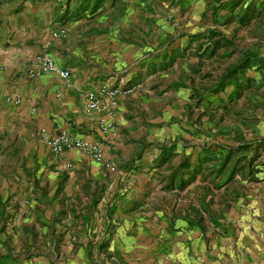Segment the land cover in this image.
I'll return each instance as SVG.
<instances>
[{"label":"rangeland","instance_id":"rangeland-1","mask_svg":"<svg viewBox=\"0 0 264 264\" xmlns=\"http://www.w3.org/2000/svg\"><path fill=\"white\" fill-rule=\"evenodd\" d=\"M99 1L86 11L93 22H51L73 24L65 38L51 37L64 40L66 56L80 50L89 62L112 63L106 78L129 73L109 87H130L120 95L134 103L124 129L140 139L125 147L127 160L136 149L133 160L157 154L149 207L163 212L168 230L201 237L211 264H264V61L235 74L237 97L227 98L232 83L222 79L244 51L264 57V0ZM73 2L0 0V22L36 5L63 10ZM34 30L21 28L19 49L31 46L33 37L23 38ZM77 56L68 60L77 64Z\"/></svg>","mask_w":264,"mask_h":264},{"label":"crops","instance_id":"crops-1","mask_svg":"<svg viewBox=\"0 0 264 264\" xmlns=\"http://www.w3.org/2000/svg\"><path fill=\"white\" fill-rule=\"evenodd\" d=\"M89 8L73 14V6L61 10L46 3L0 22V264H211L212 251L206 252L201 237L168 230L163 212L149 207L147 191L156 184L150 161L157 154L133 160L136 149L130 159L125 156V147L140 139L124 129L133 100L118 96L112 116L83 110L84 90L130 79L126 73L117 81V71L106 78L112 63L97 65L81 58L80 50L70 51L81 58L77 65L68 60L64 40L51 37L53 25L66 30L63 38L73 25L51 22H93ZM24 26L35 30L23 38L33 37L31 46L19 49ZM43 53L69 70V80L28 75ZM107 123L112 138L110 129H99ZM59 131L97 141L103 160L74 149L54 155L41 132ZM227 247L220 249L232 256Z\"/></svg>","mask_w":264,"mask_h":264},{"label":"built area","instance_id":"built-area-1","mask_svg":"<svg viewBox=\"0 0 264 264\" xmlns=\"http://www.w3.org/2000/svg\"><path fill=\"white\" fill-rule=\"evenodd\" d=\"M51 35L53 37L65 36L66 30L63 27H59L56 30L51 31ZM27 73L29 76H38L43 73H49L64 81L69 80L71 75L67 68L60 67L48 54L37 56L35 59V67L29 69ZM129 92L130 87L119 89L117 87H106L103 85L97 89H86L82 93L83 110L88 113L96 114L107 112L112 116L116 108L117 97L120 94H126ZM10 99V97L6 96V101H9ZM99 129L102 134L106 133L109 129L112 132L113 125L110 123L99 124ZM41 137L54 155H58L63 150L74 149L95 161L103 160L101 145L97 141L73 137L64 131L56 133L41 132ZM110 169H113L112 166H110Z\"/></svg>","mask_w":264,"mask_h":264},{"label":"trees","instance_id":"trees-1","mask_svg":"<svg viewBox=\"0 0 264 264\" xmlns=\"http://www.w3.org/2000/svg\"><path fill=\"white\" fill-rule=\"evenodd\" d=\"M177 1V0H176ZM179 1V0H178ZM99 0H76L72 13L76 14L79 13L81 10L87 9V7H90L89 10L91 12L94 11V9L99 5ZM264 61V57L262 55H259L256 50H247L244 51L243 58L239 60L237 64L232 65V67L228 68L223 76L222 79H227L228 82L232 83V89L229 94H227V98L237 97L239 95V86L241 85L239 82H237L234 78L235 74L239 71H243V69L247 66H249L252 63H262ZM221 83L223 80H220ZM245 82V78L243 80Z\"/></svg>","mask_w":264,"mask_h":264}]
</instances>
